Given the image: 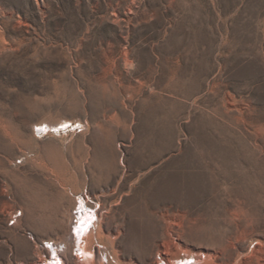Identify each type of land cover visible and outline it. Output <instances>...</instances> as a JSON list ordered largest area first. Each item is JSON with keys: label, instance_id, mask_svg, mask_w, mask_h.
<instances>
[{"label": "rangeland", "instance_id": "1", "mask_svg": "<svg viewBox=\"0 0 264 264\" xmlns=\"http://www.w3.org/2000/svg\"><path fill=\"white\" fill-rule=\"evenodd\" d=\"M95 212L103 264H264V0H0V264Z\"/></svg>", "mask_w": 264, "mask_h": 264}, {"label": "bare ground", "instance_id": "2", "mask_svg": "<svg viewBox=\"0 0 264 264\" xmlns=\"http://www.w3.org/2000/svg\"><path fill=\"white\" fill-rule=\"evenodd\" d=\"M80 207L74 212L73 218L80 215ZM95 212L94 218H85L83 221L72 223L69 220V226H74L73 232H65L61 245L57 248L48 246L47 248H38L36 250V263L37 264H103L102 263V250L97 247V251L93 250V242L96 241L99 245L101 239V232L98 227V219ZM102 241V240H101ZM50 248L54 253V258H46L42 254L46 251L49 252ZM78 249V253L75 252ZM106 249V248H105ZM53 259V260H52ZM177 261L175 264H178ZM166 261V260H165ZM156 264H166L164 259H159Z\"/></svg>", "mask_w": 264, "mask_h": 264}]
</instances>
